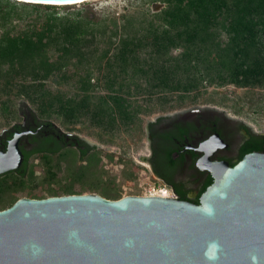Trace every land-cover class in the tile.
<instances>
[{"label":"trees","instance_id":"trees-1","mask_svg":"<svg viewBox=\"0 0 264 264\" xmlns=\"http://www.w3.org/2000/svg\"><path fill=\"white\" fill-rule=\"evenodd\" d=\"M143 5L115 18L100 15L87 2L53 6L0 0L3 112L13 113L11 97H23L41 118L73 127L87 123L98 129L100 142L111 143L123 130L144 133L142 115L152 106L198 104L209 87L264 90V0H143ZM72 149L56 144L36 163L48 183L66 170L70 181L60 193L37 195L30 188L35 164L1 175L0 211L27 188V196L37 199L86 190L122 198L104 178L105 151L87 148L82 161ZM252 151L264 152V136L254 137L245 154ZM113 156L105 154L110 161ZM126 177L135 175L128 170ZM211 183L209 177L200 193Z\"/></svg>","mask_w":264,"mask_h":264},{"label":"water","instance_id":"water-1","mask_svg":"<svg viewBox=\"0 0 264 264\" xmlns=\"http://www.w3.org/2000/svg\"><path fill=\"white\" fill-rule=\"evenodd\" d=\"M203 109L213 108L193 110ZM218 147L224 144L216 134L199 148L197 167L212 183L198 203L97 193L19 198L0 211V264H264V152L231 166L211 160ZM22 161L14 139L0 152V176Z\"/></svg>","mask_w":264,"mask_h":264},{"label":"flooded vegetation","instance_id":"flooded-vegetation-1","mask_svg":"<svg viewBox=\"0 0 264 264\" xmlns=\"http://www.w3.org/2000/svg\"><path fill=\"white\" fill-rule=\"evenodd\" d=\"M198 106L213 109L193 110ZM8 116L12 119L10 124L0 129V152H6L15 139L23 156L20 168L38 163L39 158L52 152L56 144L62 149H76L82 161L87 148L89 152L94 147L101 149L77 134L61 130L52 120L41 118L26 101L19 102L17 110ZM143 131L146 152L140 159L147 163L155 178L186 201L199 199L202 186L211 177L197 167L203 156L199 150L203 143L218 134L224 147H218L211 160L231 165L245 154L254 137L264 136V132L254 130L240 118L229 116L216 107L197 104L146 118Z\"/></svg>","mask_w":264,"mask_h":264},{"label":"rangeland","instance_id":"rangeland-1","mask_svg":"<svg viewBox=\"0 0 264 264\" xmlns=\"http://www.w3.org/2000/svg\"><path fill=\"white\" fill-rule=\"evenodd\" d=\"M87 3L93 6L100 15L113 16L120 18L122 14L132 12L139 8H143V0H89ZM76 6H79L77 4ZM151 10L160 9L158 5H147ZM54 89L58 88L51 84ZM98 92H105L103 89H98ZM203 95L197 100V105L212 106L226 112L229 116L237 117L247 122L258 132H264V90L260 88H239L233 85L225 87H209L203 91ZM7 97L0 96V129L10 124L11 118L2 110L1 103ZM12 111L17 110L18 104L21 101H26L29 106L34 109L35 107L30 104L23 97H11ZM142 101V98L137 99ZM189 105H196L187 103L185 105L169 104L162 108L160 106H152V111L148 115H142V126L146 118H153L157 114L176 109L184 108ZM5 114V115H4ZM52 120L61 130L77 134L92 144H97L106 154H113V160H107L103 154L100 162L105 172V179L112 190H118L122 197L125 196H143L149 185L155 183V176L149 170L146 162L140 159V156L146 152V139L144 133H137L134 130L121 131L118 135L110 138L111 143L100 142L97 135L98 129L90 127L87 123L77 124L76 126H64L54 117ZM107 140V138H104ZM71 155H77L76 149H72ZM82 164V162L80 163ZM128 170L135 175L134 179H128L126 174ZM35 175L33 177L34 186L32 188L37 195H51L52 192H59L62 190L63 185L70 181L69 175L66 170L61 169L55 180L47 182L44 178L43 170L39 164H35ZM147 187V188H146ZM18 193L20 197H28V191ZM75 188L77 191L81 190L79 183H76ZM86 193H92L86 190ZM97 193V192H94ZM30 198V197H29Z\"/></svg>","mask_w":264,"mask_h":264},{"label":"built area","instance_id":"built-area-1","mask_svg":"<svg viewBox=\"0 0 264 264\" xmlns=\"http://www.w3.org/2000/svg\"><path fill=\"white\" fill-rule=\"evenodd\" d=\"M155 183L149 185L146 193L143 196H159L163 198H177L174 191L162 183L159 179L155 178Z\"/></svg>","mask_w":264,"mask_h":264}]
</instances>
